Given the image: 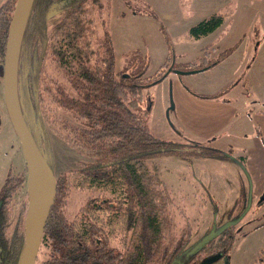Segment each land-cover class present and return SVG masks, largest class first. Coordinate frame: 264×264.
<instances>
[{"label": "trees", "instance_id": "16d2710c", "mask_svg": "<svg viewBox=\"0 0 264 264\" xmlns=\"http://www.w3.org/2000/svg\"><path fill=\"white\" fill-rule=\"evenodd\" d=\"M16 2L0 4V65ZM96 3L35 0L22 42L19 98L20 72L28 67L35 96L28 106L38 116L42 141L21 108L34 141L39 147L46 145L45 112L53 108L60 112L54 116L66 132L61 138L78 153L84 151L88 159L55 176L56 198L44 228L39 264H206L216 257L220 260L236 240V226L248 209L247 197L243 194L235 202L221 224L235 225L220 233L222 227L216 229V236L203 247L201 243L189 247L193 224L175 203L158 167L149 162L162 156L217 157L219 153L210 145L194 147L151 134L139 109L143 90L151 84H143L141 73L124 77L116 72L106 21L93 26L99 16ZM52 14H57L54 22H50ZM222 23V15H213L193 26L190 35L194 39L208 36ZM21 170L10 173L0 191V264H18L27 239L28 173L25 167ZM71 190L93 195L67 219L65 205ZM19 195L23 198L17 203ZM258 202L263 204L264 198Z\"/></svg>", "mask_w": 264, "mask_h": 264}, {"label": "rangeland", "instance_id": "374dc122", "mask_svg": "<svg viewBox=\"0 0 264 264\" xmlns=\"http://www.w3.org/2000/svg\"><path fill=\"white\" fill-rule=\"evenodd\" d=\"M4 1L0 0V4ZM96 5L99 16L93 26L106 21L116 72L124 77L141 73L143 84H151L143 90L139 104L151 134L164 141L194 147L210 145L219 153L217 157L162 156L149 162L158 167V174L170 188L175 203L193 224L189 247L202 243L208 232L211 235L227 225L228 222L221 225L224 218L245 194L248 209L236 226L234 244L224 258L209 264H264V203L258 202L264 192L260 197L252 193L253 183L248 174L258 171L264 176V167L256 158L258 162L250 169L246 160L254 147L253 136L260 131L258 125L263 126L259 136L264 140V0H97ZM216 14L223 17L219 28L207 37H191L193 26ZM56 18L57 14H52L50 22ZM3 63L0 65V191L10 173L26 168L5 106ZM46 67L48 72L51 66ZM21 71V105L27 122L31 127L36 126L33 129L42 141L38 116L28 106L30 101H35L32 73L28 67ZM43 72L47 73L45 69ZM161 76L165 78L152 84ZM46 78L45 75L39 90ZM179 89L201 101L230 100L238 110L235 129L196 133L187 122L190 104ZM47 111L46 145L39 147L34 142L53 174L59 176L88 159L84 151L78 153L61 138L66 132L61 130V120L54 116L60 112L53 108ZM26 179L28 188V174ZM90 195L93 194L79 190L68 193L67 219H72ZM22 198L19 195L17 203ZM29 209L30 203L27 220ZM38 257L39 264L42 258L40 254Z\"/></svg>", "mask_w": 264, "mask_h": 264}, {"label": "water", "instance_id": "95a60500", "mask_svg": "<svg viewBox=\"0 0 264 264\" xmlns=\"http://www.w3.org/2000/svg\"><path fill=\"white\" fill-rule=\"evenodd\" d=\"M34 2L35 0H17L9 26L3 63L4 101L11 124L22 149L29 177L28 194L30 202L32 201L30 193L31 178H36L43 186V189L37 194V197L39 196L42 203L44 201V206L37 216L31 231L28 232L27 230L26 243L18 264L37 263L44 228L56 198V177L34 142L25 122L19 98V59L25 30ZM235 224L236 222L227 223V225L222 227L219 233ZM215 236L216 234L213 233L206 237L200 244V247H203ZM218 259L219 257H216L209 260L206 264L215 262Z\"/></svg>", "mask_w": 264, "mask_h": 264}, {"label": "crops", "instance_id": "0c3cea01", "mask_svg": "<svg viewBox=\"0 0 264 264\" xmlns=\"http://www.w3.org/2000/svg\"><path fill=\"white\" fill-rule=\"evenodd\" d=\"M179 91L190 104L187 122L194 128L196 133L198 131L206 132L207 130L213 133H221L225 130L230 132L235 129V117L237 116L238 110L232 102H229L230 100L201 101L199 99H195L193 95L192 97L180 89ZM262 127L258 125L260 131L257 135L253 136L252 143L254 147L249 152L250 159L246 158L247 161L249 160L248 166L250 169L255 165L254 162H258L256 158L260 159L261 165L264 167V140H262L259 136ZM211 140L213 141L212 138ZM244 159L245 158L242 159V163L245 161ZM248 174L253 183L252 193H258L256 197H260L262 195L261 193L264 192V176H262V174L258 171L252 173L250 172ZM203 188L208 190L207 186H203Z\"/></svg>", "mask_w": 264, "mask_h": 264}, {"label": "bare ground", "instance_id": "6f19581e", "mask_svg": "<svg viewBox=\"0 0 264 264\" xmlns=\"http://www.w3.org/2000/svg\"><path fill=\"white\" fill-rule=\"evenodd\" d=\"M30 193L32 196V201L30 202V209L28 213V220H27V230L28 232L31 231L32 226L37 218V216L40 214L43 206L44 201L41 205V200L39 196L37 197V194L41 192V189H43L42 183L36 178H31V186H30Z\"/></svg>", "mask_w": 264, "mask_h": 264}, {"label": "flooded vegetation", "instance_id": "af4514ba", "mask_svg": "<svg viewBox=\"0 0 264 264\" xmlns=\"http://www.w3.org/2000/svg\"><path fill=\"white\" fill-rule=\"evenodd\" d=\"M260 198H261V199H263V198H264V193H263V196H261ZM224 257H225V256H224ZM224 257H222V258H224ZM222 258H221V259H222ZM221 259H220V260H221Z\"/></svg>", "mask_w": 264, "mask_h": 264}]
</instances>
